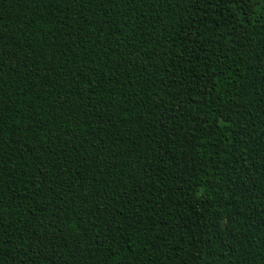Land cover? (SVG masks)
I'll list each match as a JSON object with an SVG mask.
<instances>
[{
  "label": "trees",
  "instance_id": "trees-1",
  "mask_svg": "<svg viewBox=\"0 0 264 264\" xmlns=\"http://www.w3.org/2000/svg\"><path fill=\"white\" fill-rule=\"evenodd\" d=\"M0 264H264V0H0Z\"/></svg>",
  "mask_w": 264,
  "mask_h": 264
}]
</instances>
